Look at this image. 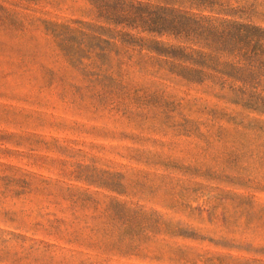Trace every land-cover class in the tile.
<instances>
[{"label":"rangeland","instance_id":"rangeland-1","mask_svg":"<svg viewBox=\"0 0 264 264\" xmlns=\"http://www.w3.org/2000/svg\"><path fill=\"white\" fill-rule=\"evenodd\" d=\"M124 1L264 29V0ZM103 4L0 0V264H264V106L107 35L62 49L177 45Z\"/></svg>","mask_w":264,"mask_h":264},{"label":"trees","instance_id":"trees-1","mask_svg":"<svg viewBox=\"0 0 264 264\" xmlns=\"http://www.w3.org/2000/svg\"><path fill=\"white\" fill-rule=\"evenodd\" d=\"M105 9L107 24L147 36H168L177 45L148 42L129 33L87 24H80L78 31L55 25L53 29L61 32L62 49L68 50L64 45L66 37L77 34L81 42L70 51L91 55L96 49L93 43L109 46L108 41L92 36L93 33L107 35L109 40L164 58L168 71L189 83L212 82L235 93L252 105L251 109L256 110L257 103L264 106V29L124 0H104L100 10Z\"/></svg>","mask_w":264,"mask_h":264}]
</instances>
